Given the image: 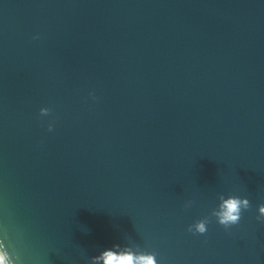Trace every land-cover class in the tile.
<instances>
[{
	"label": "water",
	"instance_id": "obj_1",
	"mask_svg": "<svg viewBox=\"0 0 264 264\" xmlns=\"http://www.w3.org/2000/svg\"><path fill=\"white\" fill-rule=\"evenodd\" d=\"M260 205L264 0H0L10 264H264Z\"/></svg>",
	"mask_w": 264,
	"mask_h": 264
},
{
	"label": "clouds",
	"instance_id": "obj_2",
	"mask_svg": "<svg viewBox=\"0 0 264 264\" xmlns=\"http://www.w3.org/2000/svg\"><path fill=\"white\" fill-rule=\"evenodd\" d=\"M43 111V110H42ZM51 130V129H49ZM241 206L244 209L249 208V201L247 199L230 196L226 200H222L220 204L221 211L215 213L218 217L217 222L228 228L231 225H235L239 222L241 217ZM259 216L257 219L264 217V205L258 207ZM193 226H189L188 231L192 232ZM195 233L203 234L206 232L205 221H197L194 225ZM113 247H117L113 245ZM94 260L102 261V264H155V259L152 255H133L131 252H114L110 249H105ZM0 264H10L7 258V254L0 252Z\"/></svg>",
	"mask_w": 264,
	"mask_h": 264
}]
</instances>
